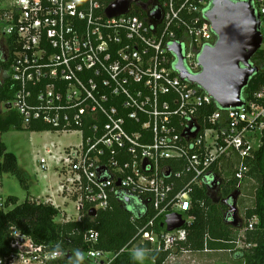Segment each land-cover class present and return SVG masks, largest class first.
<instances>
[{"label":"built area","instance_id":"built-area-1","mask_svg":"<svg viewBox=\"0 0 264 264\" xmlns=\"http://www.w3.org/2000/svg\"><path fill=\"white\" fill-rule=\"evenodd\" d=\"M248 1L259 19V50L264 51V0L234 2ZM211 2L141 0L127 14L107 18L109 4L103 0H0V60L9 62L0 81L8 77L15 89L7 111L18 113L25 130L40 124L81 139L62 155L53 144L44 146L45 156L37 161L41 172L53 165L57 197L75 205L77 218L70 219L48 198L44 204L59 211L55 223L80 222L90 210L107 211L118 197L152 211L116 254L97 249L98 233L86 232V264H111L123 252L136 253L139 245L167 251L184 242L182 227L163 233L159 225L168 215L191 224L192 218L182 215L192 209L194 187L214 179L220 185L235 182L239 197L246 198L243 186L255 185L249 162L263 145L264 87L242 98V107L221 110L209 95L180 79L169 49L180 45L185 71L200 73L199 54L215 44L204 17ZM134 8L144 18L131 14ZM157 9L162 20L153 30L146 11ZM211 106L216 109L208 112ZM3 156L0 152V162ZM6 202L0 184L1 211L13 208ZM246 210L238 214V235L231 242L235 251L253 247L244 243L245 235L259 220L246 218ZM6 239L0 264H61L60 252L15 227L7 229ZM207 240L204 254L213 252Z\"/></svg>","mask_w":264,"mask_h":264},{"label":"trees","instance_id":"trees-1","mask_svg":"<svg viewBox=\"0 0 264 264\" xmlns=\"http://www.w3.org/2000/svg\"><path fill=\"white\" fill-rule=\"evenodd\" d=\"M103 1L106 5L111 2V0ZM131 14L144 18V14L136 8ZM251 65L258 71L250 78L247 87L243 90L242 98L247 99L251 94L264 87L263 50H258L251 59ZM8 69L9 62L0 60V70ZM14 93L15 89L12 88L10 79L8 77L2 79L0 81V104H4L5 112L0 114V135L25 130L18 113L13 110L7 111L10 102L14 99ZM215 109L216 107L211 106L208 112ZM27 130L30 132L50 131L48 127L40 124H32ZM0 152L4 155L0 162V176L11 174L20 181L21 185H24V179L15 156L7 152L2 142H0ZM248 175L255 181V189L253 205L246 207L245 217L256 216L259 222L256 230L245 235L244 243L252 244L253 247L234 250L235 246L231 242L233 243L237 239L238 229L228 223L225 206L212 203L207 198L205 186H202L192 189V209L189 213L182 215L185 218H192L190 225L182 226L187 233L184 242L178 243L167 251H156L149 244L139 245L136 249L146 252L148 260L153 264H165L169 257L184 251L200 255L198 253H202L204 250L207 238L206 247L210 251H230L232 258L242 261L243 264H264V139L254 160L249 162ZM224 179H227V175L224 176ZM234 191H236L235 182L222 183L217 196L220 199H225ZM17 203L16 198L8 197L6 206L11 205L13 208L7 211L0 210V245H5L7 242V229L15 227L36 244L46 245L51 250L60 252L62 255L61 264H86L85 254L89 246L84 242L83 236L90 230L99 235L97 249L113 254L118 253L134 238L137 230L145 224L148 216L152 215L149 207L146 208L141 202L129 200L127 203L118 197L113 199L111 209L100 211L93 218L82 214L80 222L58 224L54 219L59 216V211L51 205L36 204L28 199L21 204ZM156 230L159 232L157 228ZM135 256L136 253L126 251L118 255L111 264H143L138 262ZM223 263L226 264L227 261L224 260Z\"/></svg>","mask_w":264,"mask_h":264},{"label":"water","instance_id":"water-1","mask_svg":"<svg viewBox=\"0 0 264 264\" xmlns=\"http://www.w3.org/2000/svg\"><path fill=\"white\" fill-rule=\"evenodd\" d=\"M139 0H111L105 9L107 18L125 15L132 4L138 5ZM143 11L146 7H141ZM149 25L154 30L162 20V12L146 11ZM211 31L215 36L212 47L203 48L197 58L200 73L189 75L183 67L180 45L170 46V52L176 58L175 70L181 80L197 86L209 95L221 110L242 107V93L250 78L258 71L251 65V59L260 49L261 37L259 19L255 15L250 2H234L232 0H212L210 8L204 14ZM194 136V134H193ZM145 164L143 165V167ZM220 183L216 179L207 185V198L214 204L227 207L228 223L236 227L238 221L237 199L239 191H234L228 198L217 196ZM88 217L96 216L94 210ZM184 225L180 216L168 215L161 220L159 230L169 233Z\"/></svg>","mask_w":264,"mask_h":264},{"label":"rangeland","instance_id":"rangeland-1","mask_svg":"<svg viewBox=\"0 0 264 264\" xmlns=\"http://www.w3.org/2000/svg\"><path fill=\"white\" fill-rule=\"evenodd\" d=\"M4 112V104H0V114H4ZM0 140L7 152L15 156L18 168L24 179V185H21L20 181L11 174H3L0 178L3 197H14L18 200L17 204H21L27 199L33 200L34 198L39 199L44 204L50 195H57L59 179L56 177L55 170L52 169L53 165L49 164V168L45 172H41L37 165L39 156H45L42 152L44 146L53 144L55 146L54 152L62 155L64 149L79 146L81 143L80 136L76 133L58 135L51 132H30L28 130L1 134ZM254 189L255 185L253 184L243 186L241 189L242 195L246 197H239L237 201V207L241 215L245 209L253 205ZM51 199L54 205L60 209L59 211L67 218H77L75 205L72 201L63 200V198L57 196ZM59 221V219H56V222ZM143 254L142 260L135 256L136 260L143 264H153L148 260L147 253L143 252ZM193 255L194 253L189 254L188 252L174 254L167 259L165 264H220V262L222 264L224 260L227 261L226 264H233L231 262L232 255L229 252ZM234 264L242 263L235 262Z\"/></svg>","mask_w":264,"mask_h":264},{"label":"crops","instance_id":"crops-1","mask_svg":"<svg viewBox=\"0 0 264 264\" xmlns=\"http://www.w3.org/2000/svg\"><path fill=\"white\" fill-rule=\"evenodd\" d=\"M54 196H57V195H56V194H54V195H50L49 198H54ZM34 199H35V198H34ZM34 199H33V200H34ZM238 199H239V198H238ZM238 199H237V201H238ZM237 210H238V214H240V210L238 209V207H237ZM235 228H236V227H235ZM189 254H190V253H189ZM191 254H192V253H191ZM195 254H196V253H194V255H195ZM198 254H204V253H198ZM194 255H193V256H194ZM231 262L234 264L235 262H237V263H241L242 261L240 262V261L234 260V259L232 258ZM242 264H243V262H242Z\"/></svg>","mask_w":264,"mask_h":264},{"label":"clouds","instance_id":"clouds-1","mask_svg":"<svg viewBox=\"0 0 264 264\" xmlns=\"http://www.w3.org/2000/svg\"><path fill=\"white\" fill-rule=\"evenodd\" d=\"M143 252L142 251H140V250H137V252H136V257L138 258V259H143Z\"/></svg>","mask_w":264,"mask_h":264},{"label":"flooded vegetation","instance_id":"flooded-vegetation-1","mask_svg":"<svg viewBox=\"0 0 264 264\" xmlns=\"http://www.w3.org/2000/svg\"><path fill=\"white\" fill-rule=\"evenodd\" d=\"M141 0H139V2H140ZM0 72H2V70H0ZM220 192V186H219V189H218V193ZM218 193H217V195H218ZM226 209H227V207H225Z\"/></svg>","mask_w":264,"mask_h":264}]
</instances>
